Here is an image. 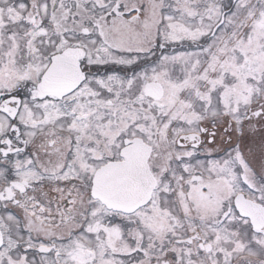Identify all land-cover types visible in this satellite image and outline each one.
Masks as SVG:
<instances>
[{"label":"snow or ice","instance_id":"1","mask_svg":"<svg viewBox=\"0 0 264 264\" xmlns=\"http://www.w3.org/2000/svg\"><path fill=\"white\" fill-rule=\"evenodd\" d=\"M0 264H264V0H0Z\"/></svg>","mask_w":264,"mask_h":264}]
</instances>
